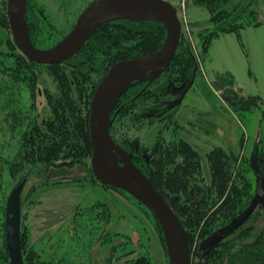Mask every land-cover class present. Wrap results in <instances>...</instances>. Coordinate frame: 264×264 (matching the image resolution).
<instances>
[{
  "label": "rangeland",
  "instance_id": "rangeland-1",
  "mask_svg": "<svg viewBox=\"0 0 264 264\" xmlns=\"http://www.w3.org/2000/svg\"><path fill=\"white\" fill-rule=\"evenodd\" d=\"M92 1L27 0L26 20L31 21L32 44L39 49L58 44ZM172 1L181 14L179 43L183 41L190 48V53L186 49L175 52L178 54L175 62H183L182 71L165 70L154 80L150 95L143 102H137L125 114L112 116L109 129L116 143L132 157L134 147L150 157L176 145L180 148L177 160L181 161L188 153L198 157L201 166L198 183L188 193H192L191 200L188 196L183 199V211L195 206L209 192L213 178L208 157L217 149V155L227 161L236 189L237 210L229 219L220 217L211 226L210 235L244 210L254 196L257 182L250 158L255 146L258 157L264 159V0H210L214 7L205 6L207 9L195 5L193 0H184L183 4V0ZM211 17H215V24ZM206 20L207 29L203 30L198 24ZM214 25L217 29H212ZM232 28L240 32L213 36L206 52H202L208 36L198 38V31ZM21 55L12 39L6 0H0V69H4L0 70V103L4 104L19 90L38 125L27 141L22 138L33 127L22 131L18 127L9 128L8 124L0 127V264H9L5 235L7 199L24 178L27 181L21 194L20 232L25 227L28 230L31 223L38 241L30 244L38 254L24 255L22 251L23 264H59L61 256L65 264H168L161 231L149 210L129 194L118 193L93 176L92 148L87 142L85 122L79 115V111L83 117L86 114L80 72L70 65L37 64L35 77L28 74L25 81L23 75L22 83L12 81L14 72L32 70ZM213 72L224 76L219 90L214 87L216 75L209 74ZM60 73L65 74L66 85ZM233 83L243 89L246 99H252L234 103L232 108L229 105L233 100L227 105L219 94H226ZM64 86L69 94L59 98ZM53 95L59 98L60 106L64 105V120L60 124L55 115L62 109L54 106ZM6 111L8 108L0 110V115ZM25 145L36 149H27ZM134 162L144 164L143 159ZM259 167L264 173V162ZM64 218H69V224L71 220L74 222L67 226L72 234L66 236L73 237L75 233L78 239L58 241ZM73 225L78 229L74 231ZM263 225L264 205L255 209L219 246L222 250H235L251 241ZM39 231L41 236L47 231L50 240L39 241ZM203 239L196 237L197 246H192V251ZM199 256L192 254V264H199Z\"/></svg>",
  "mask_w": 264,
  "mask_h": 264
},
{
  "label": "water",
  "instance_id": "water-1",
  "mask_svg": "<svg viewBox=\"0 0 264 264\" xmlns=\"http://www.w3.org/2000/svg\"><path fill=\"white\" fill-rule=\"evenodd\" d=\"M26 4L27 0H6V14L15 46L26 58L39 65L66 62L100 26L108 22L158 21L166 27V38L158 49L114 62L96 85L88 118L92 145L90 165L101 183L128 193L149 210L161 231L168 264H189L187 233L176 213L146 174L136 166L133 157L112 138L109 129L112 123L110 114L118 99L137 83L153 82L168 68L180 40L178 7L172 0H95L58 44L39 49L32 44L29 36ZM257 152L255 146L250 158L257 182L254 196L244 210L200 242L198 252L202 258L247 221L255 209L264 205V175L259 167ZM25 183L26 179H23L11 190L6 203L5 235L9 264H22L20 220L21 194Z\"/></svg>",
  "mask_w": 264,
  "mask_h": 264
},
{
  "label": "trees",
  "instance_id": "trees-1",
  "mask_svg": "<svg viewBox=\"0 0 264 264\" xmlns=\"http://www.w3.org/2000/svg\"><path fill=\"white\" fill-rule=\"evenodd\" d=\"M192 2L197 5L204 4L207 7H214L210 0H193ZM212 12L211 10V13ZM214 18L215 17H211V22H213V24H215ZM26 21L29 35H31L29 25L31 21L30 19ZM214 28L215 25L212 29ZM215 29H217V27ZM237 30L238 29L234 30V28L227 31L221 29L219 31H213L210 36L212 37L220 33L240 32ZM166 32V27L158 21L117 20L108 22L100 26L84 43L79 52L67 61L68 65L72 67L74 65L73 68L80 72L81 79L83 80V88L85 89L83 98L86 99V114L83 117L82 111H79V115L85 122L84 127L86 135L88 134L87 142L90 148H92V146L90 145L91 141L88 131L89 104L98 80L108 71L114 62L142 56L158 49L166 38ZM202 36L203 35L200 34L198 38H202ZM210 39L207 37L206 42H204L203 53L206 52ZM177 49L181 52L183 49H186V51L190 53L189 46L183 41H180ZM177 55L178 54L173 56L167 69L179 68V71H182L180 65L184 66L183 62L181 60L175 62ZM20 58L26 63L29 69H32H27V71L21 73L14 72L11 75L12 81L18 80L19 83H22L23 75H25L24 81L27 79L28 74L35 77L36 72L34 68L37 64L24 55H21ZM188 64L189 61L185 66ZM0 70L4 71V69ZM29 71L32 72L29 73ZM59 76L60 79H62L63 85H66L65 74L60 73ZM222 83H224V77H218L217 81L214 83L216 90L221 87L220 85ZM142 86L141 83L132 86L118 99V102L111 112V118L114 115L125 114L124 112L127 109L133 107L137 102H143L145 97L150 95L149 90L141 91ZM63 89L64 90L61 91L62 95L59 98H63L65 94H69L66 86H64ZM53 98L54 106L57 110H59L58 108L62 109L55 115V121L60 124V122L64 120V105L60 106V100L57 96L53 95ZM4 108H6V110L8 108V111L0 115V127L3 128L5 124H8L9 128L13 129L18 127L21 131L33 127V129L27 133L28 136L24 134V137H21L22 140L27 141V137L30 138L32 136L34 129L37 128L38 125L31 115V108L26 106L25 98L22 97L19 90H17L15 94H12L4 104L0 103V110ZM80 125L81 124L78 123V127H81ZM25 147L27 149H36V146L30 148L25 145ZM56 148H59L58 143H56ZM178 154H180V148L177 145L170 149H161L156 152L154 156L151 155L149 157V162L146 166L144 164L143 166H137L158 189L170 207L174 210L181 225L185 229L188 238L189 264H192V254L200 255L201 261L198 262L199 264H264V225L251 241L240 245L235 250L231 248L222 250L221 246L218 245L212 248L205 258L201 257L198 248L195 249L196 251H192V246L197 243L195 241L196 237H199L200 240L206 237L211 226L220 217L229 219L235 215L237 202L234 197V190L236 191V189L232 186L227 161H225L224 157L217 155V149H215L210 152L208 157L209 171L213 178L212 185L208 188L209 192H207V194L206 192L204 193L196 206H190L183 211L181 209L182 201L188 196L191 187L197 185V176L200 174L201 166L198 162V157H193L192 153L184 155L181 161L177 160ZM1 159L2 158H0V160ZM21 161H23V158ZM0 165H2L1 161ZM198 244H200V242Z\"/></svg>",
  "mask_w": 264,
  "mask_h": 264
},
{
  "label": "flooded vegetation",
  "instance_id": "flooded-vegetation-1",
  "mask_svg": "<svg viewBox=\"0 0 264 264\" xmlns=\"http://www.w3.org/2000/svg\"><path fill=\"white\" fill-rule=\"evenodd\" d=\"M63 1H65V0H63ZM69 1V0H68ZM93 1H95V0H93ZM92 1V2H93ZM91 2V3H92ZM183 2H184V0H183ZM185 3V2H184ZM27 5V4H26ZM195 5H197V4H195ZM199 6H202V8L204 9H207L206 7H205V5L204 4H200ZM206 11H209V10H206ZM190 24V23H189ZM248 28V27H247ZM251 28V27H250ZM242 29H245V28H242ZM211 32H213V30L212 31H209V32H205V33H203V31L202 32H197V35H200V34H202V35H207L208 36V39H210V35H211ZM221 34V33H220ZM223 34H226V33H223ZM219 35V34H218ZM214 36H216V35H214ZM213 37V36H212ZM211 37V38H212ZM79 52V51H78ZM77 52V53H78ZM76 53V54H77ZM75 54V55H76ZM74 55V56H75ZM72 58V57H71ZM68 61V60H67ZM63 62V63H58L59 65H68V62ZM72 67V66H71ZM73 68V67H72ZM202 72H203V74H205L204 73V71L202 70ZM218 77H224L223 75H217L216 74V80L215 81H217V78ZM155 81H153V82H151V83H148V82H141V85H143L142 87H141V91H143V90H150V87H151V85L154 83ZM138 84V83H137ZM136 85V84H135ZM230 86H232L228 91H226L227 93L226 94H219V96H220V99L225 103V104H227V105H229L230 103H229V100H233V104H230L229 106H232V108L233 107H235V105L237 104V103H243V102H245V101H248V100H251L252 98H248V99H246L245 98V95H244V93H243V89L241 88V87H239V86H237L235 83H233L232 85H230ZM222 87V86H221ZM221 87L219 88V89H221ZM95 89V88H94ZM218 89V90H219ZM84 90L85 89H83L82 91L84 92ZM83 96H84V93L82 94ZM185 95V94H184ZM234 95H236V97L234 96ZM223 96V97H222ZM232 96H234L235 97V99H233V97ZM183 97V96H182ZM225 97V98H224ZM234 103H235V105H234ZM114 109V108H113ZM113 111V110H112ZM111 111V112H112ZM111 115V114H110ZM115 116V115H114ZM111 117V116H110ZM134 156H133V162L134 161H139L140 162V160H144V164L146 163V164H148V162H149V157H145L144 155H143V153H142V151H140L139 150V148L138 147H134ZM257 156H258V152H257ZM259 163H261V162H264V159H261L260 157H259V161H258ZM135 163V162H134ZM136 164V163H135ZM137 165V164H136ZM138 167V166H137ZM139 168V167H138ZM140 169V168H139ZM141 170V169H140ZM142 171V170H141ZM93 172V171H92ZM93 176H94V178L99 182V183H101L97 178H96V176L94 175V173H93ZM101 184H103V183H101ZM103 185H105V184H103ZM106 187H109V188H111V189H113L114 191H117L118 193H126V192H124V191H121V190H118V189H115V188H112V187H110V186H108V185H105ZM90 194V193H89ZM126 194H128V193H126ZM131 196V195H130ZM189 196H190V199H189ZM132 197V196H131ZM191 198H192V193L191 194H189L188 195V200H191ZM86 199H87V197L85 198V201H86ZM92 199V198H91ZM90 198H89V201L91 200ZM197 205V204H196ZM195 205V206H196ZM182 209V208H181ZM124 219V218H123ZM155 219V218H154ZM75 220H76V216L74 217V222H75ZM31 221V220H30ZM123 221H125V219L123 220ZM156 221V220H155ZM73 222V223H74ZM59 223H60V221H59ZM62 226H61V232L58 234V241H63V242H65V241H68V240H72V239H78V238H75V233H74V235H73V237L72 236H66V235H71L72 234V232L70 233V231H71V227H68L67 228V226H69V225H72L73 223H72V220L70 221V224H69V218H64V220H62ZM157 223V222H156ZM157 226H158V224H157ZM64 227V228H63ZM73 227H74V225H73ZM159 227V226H158ZM33 227H31V223H30V225H28V230L26 229V227L25 228H23V230L20 232V248H21V254H22V251H23V254L24 255H30L32 252H35L36 254H38L37 253V251H34L35 250V248L34 247H32L31 246V244H30V241H38V238L35 236V233H33V230L34 229H32ZM77 228V226L75 225V227L73 228L74 229V231H75V229ZM46 229H48L47 228V226H46ZM78 229V228H77ZM84 232H87V229H85V231ZM83 232V233H84ZM41 234H42V232L41 231H39L38 232V235H39V237H40V239L41 240H39V241H47V239L48 240H50V238H49V236H47V231L46 232H44V236H41ZM37 235V234H36ZM79 236H81L82 238H83V236L82 235H79ZM61 239H63V240H61ZM163 243H164V241H163ZM23 244V245H22ZM165 244V243H164ZM22 246H23V249H22ZM32 247V248H31ZM26 250V251H25ZM63 254H64V252H63ZM62 254V255H63ZM65 255V254H64ZM64 255H63V257H64ZM25 259V258H24ZM63 258H62V256L58 259V263L59 264H65V260L63 261L62 260ZM135 263V262H134ZM22 264H23V255H22Z\"/></svg>",
  "mask_w": 264,
  "mask_h": 264
},
{
  "label": "crops",
  "instance_id": "crops-1",
  "mask_svg": "<svg viewBox=\"0 0 264 264\" xmlns=\"http://www.w3.org/2000/svg\"><path fill=\"white\" fill-rule=\"evenodd\" d=\"M194 10H195V9H194ZM208 20L210 21L209 17H208ZM208 20H206V22H204V23H201V24H198V22H197V21H195V22H197V24L199 25V27H200V28L202 27V28H203V30H204V29H207V28L205 27V25H206L205 23H207V21H208ZM192 21H193V20H192ZM192 21H191V22H189V23H190V24L192 25V27H193V26H194V24H192ZM193 22H194V21H193ZM195 27H197V26L195 25ZM197 28H198V27H197ZM203 30H201V31H198V32L200 33V32H202ZM209 42H210V40H209ZM207 73H208V72H207ZM209 74H210V75H216V74H215V72H213V73H209ZM217 75H218V74H217ZM221 75H222V74H221ZM239 87H240V86H239Z\"/></svg>",
  "mask_w": 264,
  "mask_h": 264
},
{
  "label": "bare ground",
  "instance_id": "bare-ground-1",
  "mask_svg": "<svg viewBox=\"0 0 264 264\" xmlns=\"http://www.w3.org/2000/svg\"><path fill=\"white\" fill-rule=\"evenodd\" d=\"M150 22V21H149ZM196 68V67H195ZM240 106V105H239ZM263 153V152H262ZM261 157V156H260ZM242 158V157H241ZM239 168V167H238Z\"/></svg>",
  "mask_w": 264,
  "mask_h": 264
}]
</instances>
